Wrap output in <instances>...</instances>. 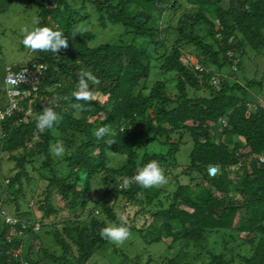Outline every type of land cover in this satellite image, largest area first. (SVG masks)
I'll use <instances>...</instances> for the list:
<instances>
[{
	"label": "trees",
	"instance_id": "16d2710c",
	"mask_svg": "<svg viewBox=\"0 0 264 264\" xmlns=\"http://www.w3.org/2000/svg\"><path fill=\"white\" fill-rule=\"evenodd\" d=\"M14 1L0 0V18ZM84 1L101 28H123L116 43L93 46L96 34L78 30L89 17L85 6L43 0L37 26L62 31L69 37L67 47L57 53L35 50L31 61L7 71L0 65L1 110L9 104V71L46 66L37 95L32 93L0 121L1 147L15 163L5 185L11 200L1 199L0 208L19 220L9 224L0 216V264L90 263L111 243L101 238L100 229L124 223L109 207L111 199L142 212L155 209L153 223L138 236L175 250L162 264H264V106L251 91L262 81L233 80L248 49L264 55V0ZM187 48L197 52V63L184 62ZM154 60L158 77L166 78L149 85ZM84 71L98 83H89L91 100L76 107L71 93ZM44 107L60 118L53 128L41 130L35 121ZM100 126L109 133L97 139L93 133ZM185 140L193 148L180 173L187 179L183 183L172 171ZM57 142L65 149L60 156L50 152ZM151 160L164 176L175 179L173 191L163 184L143 188L135 181L122 187L125 177ZM36 163L47 173L42 176L45 187L35 197L39 218L20 201L26 199L24 183L31 182L29 166ZM210 166L218 167L214 177ZM97 183L105 187L102 202L94 198ZM53 194L60 196L67 217L62 207H55ZM9 203L15 205L14 213ZM37 224L52 235L61 255L39 248L34 259L35 241L42 240L34 230ZM244 245L250 256L238 254ZM122 259L121 264L130 261Z\"/></svg>",
	"mask_w": 264,
	"mask_h": 264
},
{
	"label": "rangeland",
	"instance_id": "374dc122",
	"mask_svg": "<svg viewBox=\"0 0 264 264\" xmlns=\"http://www.w3.org/2000/svg\"><path fill=\"white\" fill-rule=\"evenodd\" d=\"M71 1V0H70ZM74 5L78 8L81 6H85V12L89 16L85 21H82L78 25V30L80 31H90L96 34V40L92 43L93 46H98L100 44H114L118 41L123 31L121 26H112L109 25L105 29L99 26L98 15L92 9L90 3H86L84 0H74ZM84 1V3H83ZM43 0H15L10 10L3 14L0 18V65L4 68L5 71L8 68L15 67L18 65H24L31 61L32 58L35 57V50L28 49L26 47L21 46V40L24 33V29L31 30L33 27L32 21L35 18H38L39 7L42 4ZM186 57H184V62L188 63H197V52L192 48H187L185 50ZM159 62L154 60V70L152 73V77L150 78L149 85L154 83L155 78L165 79L166 77H158L157 66ZM231 71V70H230ZM224 72L229 73V69H226ZM223 74V75H227ZM264 55L261 53H256L255 51L248 49L244 57L242 58V68L237 71L233 80H237L240 83H244L248 80H257L262 81V85H259L253 88L251 91L253 96L258 99L261 105L264 106ZM168 79H171V76L167 75ZM220 79L217 77L214 82L215 85L219 84ZM174 85V84H173ZM172 85V86H173ZM203 93V92H202ZM204 94V93H203ZM105 98L100 100L101 103L105 102ZM252 108V106H251ZM0 139H2L1 131H0ZM193 148V142L191 140H185V142L181 145L179 152L176 155L177 158V167L172 171L173 174H178L187 167L189 164V155ZM15 166L14 162H10L8 160V153L3 150L0 142V200L1 199H9L11 200V196H9L6 192V186L8 183L9 171L13 169ZM39 164H35L34 166H29L30 171V184L24 183L26 189L25 200H20L22 202V208H32V212L36 217H41V213L36 209V195L40 194L44 187L45 183L43 181L42 176L45 175L46 171L43 172L38 170ZM47 174V173H46ZM6 176V177H4ZM180 181L183 183L187 182V179L180 175ZM99 179V178H98ZM166 182L163 183L164 187H166L167 191H173L174 185L176 184L175 179L172 177L165 176ZM98 183L101 181L98 180ZM96 184L94 198L99 202H102L107 196L105 187ZM168 187V188H167ZM53 200L55 207H62L63 202L60 200V196L57 194H53ZM119 204V205H118ZM109 207H114L119 216H123L125 219L124 223L127 224L129 229L128 238L120 244L110 243L105 250H101L98 252L88 264H121L122 258L128 257L130 259L129 263L133 264V262L138 261V264H162V261L165 257L172 255L175 250H168L165 244L156 243V244H147L145 243L139 236V231H145V229L150 226L153 221V212L155 209L149 208L148 212H142L139 206H133L132 204H126L125 201L118 200L117 202L111 199L108 203ZM10 212H15V205L13 203H9ZM99 209L96 211L98 212ZM64 217L68 216V211L63 208L62 212ZM98 214V213H97ZM100 219H104L103 215H99ZM41 230L39 233L41 234L42 240L35 241L36 249L34 250V259L38 260L39 254L41 250L38 251L39 248H47L50 251H56L58 255H61L62 250L59 246L56 245L54 240L52 239V235H46L43 227H40ZM49 230V228H48ZM16 234L15 231H13ZM213 236L210 237L211 244L215 242L213 240ZM31 239V238H30ZM209 239V242H210ZM29 241V240H28ZM30 242V241H29ZM27 242V243H29ZM220 242V240H219ZM177 249V248H176ZM36 253V254H35ZM238 254L242 255H251V249L249 246L244 245L238 251ZM132 260V261H131ZM48 261H44L43 264H53L47 263ZM234 264H242L238 260L234 262Z\"/></svg>",
	"mask_w": 264,
	"mask_h": 264
},
{
	"label": "clouds",
	"instance_id": "9594fccd",
	"mask_svg": "<svg viewBox=\"0 0 264 264\" xmlns=\"http://www.w3.org/2000/svg\"><path fill=\"white\" fill-rule=\"evenodd\" d=\"M32 24L33 27L31 30L27 28L24 29L25 34L21 40L24 47L31 50L50 51L53 53H57L58 50L67 47L69 37H66L62 31L53 30L47 26H37L39 25V18H35L32 21ZM23 78V73L15 74V76L10 75L6 80L7 84L10 86V90L15 92V86L17 83L21 82ZM90 82L93 84L98 83L97 77L91 72H81L77 86L71 93V96L76 101V107H79V102L81 101L87 102L91 100L92 92L89 87ZM59 118V114L53 108L44 107L43 111L36 117V127L41 130L51 129ZM108 133L109 129L107 126H100L95 130L93 135L97 139H101L106 137ZM64 151L65 149L61 142H57L50 146V152L55 156H60ZM130 181H135L143 188H151L166 182L163 169L159 166L156 160H151L139 167L131 178L125 177L123 179L122 187H128ZM119 219L123 221L125 218L121 216ZM16 234L22 235L20 234V231ZM99 234L101 238L109 242L120 244L128 238L129 230L124 223H109L107 226L100 229ZM9 239L11 241V236H9ZM17 252L21 253L22 250L20 249L14 252V256H17Z\"/></svg>",
	"mask_w": 264,
	"mask_h": 264
},
{
	"label": "built area",
	"instance_id": "2783aa9c",
	"mask_svg": "<svg viewBox=\"0 0 264 264\" xmlns=\"http://www.w3.org/2000/svg\"><path fill=\"white\" fill-rule=\"evenodd\" d=\"M44 70H46V66L40 65L31 70L22 69L18 72L9 71L7 73L6 78H5V95L8 99L9 104L5 108V110L0 109V121L4 120L5 117L11 115L15 109H18L19 103L23 101L24 99L30 97L32 93H34L35 96L37 95ZM20 73L24 74V78L21 82L17 83V85L15 86L16 91L13 92L10 90V86L7 84L6 80L10 75L15 76V74H20ZM260 161L264 162V158L261 157ZM208 173L211 177L216 176L218 174V167L210 166L208 169ZM1 208H0V216L5 219L6 223H9V224L18 223L17 219H14L8 216L6 211L3 208L2 209ZM34 230L35 231L40 230L39 224L35 225ZM20 234H22L21 231H20ZM18 254L20 253L17 252L16 255Z\"/></svg>",
	"mask_w": 264,
	"mask_h": 264
}]
</instances>
